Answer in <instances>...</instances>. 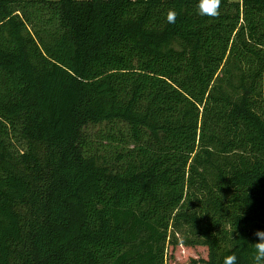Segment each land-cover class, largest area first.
Masks as SVG:
<instances>
[{"label":"trees","instance_id":"1","mask_svg":"<svg viewBox=\"0 0 264 264\" xmlns=\"http://www.w3.org/2000/svg\"><path fill=\"white\" fill-rule=\"evenodd\" d=\"M197 4L0 0V264H251L264 0Z\"/></svg>","mask_w":264,"mask_h":264},{"label":"clouds","instance_id":"2","mask_svg":"<svg viewBox=\"0 0 264 264\" xmlns=\"http://www.w3.org/2000/svg\"><path fill=\"white\" fill-rule=\"evenodd\" d=\"M222 0H198L197 14L207 16L209 18H218L220 16V7ZM177 13L173 9H169L166 14L167 23L174 24L176 22ZM257 242L252 243L251 264H264V231L257 230L254 233ZM223 264H237V256L235 253L224 257Z\"/></svg>","mask_w":264,"mask_h":264},{"label":"rangeland","instance_id":"3","mask_svg":"<svg viewBox=\"0 0 264 264\" xmlns=\"http://www.w3.org/2000/svg\"><path fill=\"white\" fill-rule=\"evenodd\" d=\"M119 125L115 124L114 126H111L108 123L103 124H94L91 125L88 129L89 136L93 141L99 145L100 151L106 156L108 160H115L117 158V148L119 149V145H121V141L114 142L113 144H110V140L108 139V134L115 132L118 130ZM116 133V132H115ZM120 132L116 133L118 134L117 137L120 139ZM125 141H122L124 143ZM125 146V144L123 145ZM128 146V145H127ZM184 264H193L191 261H185Z\"/></svg>","mask_w":264,"mask_h":264}]
</instances>
